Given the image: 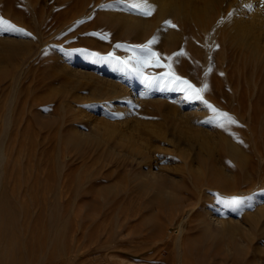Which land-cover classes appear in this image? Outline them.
<instances>
[{
  "label": "rangeland",
  "instance_id": "1",
  "mask_svg": "<svg viewBox=\"0 0 264 264\" xmlns=\"http://www.w3.org/2000/svg\"><path fill=\"white\" fill-rule=\"evenodd\" d=\"M0 20V264H264V62L119 0H0Z\"/></svg>",
  "mask_w": 264,
  "mask_h": 264
},
{
  "label": "bare ground",
  "instance_id": "2",
  "mask_svg": "<svg viewBox=\"0 0 264 264\" xmlns=\"http://www.w3.org/2000/svg\"><path fill=\"white\" fill-rule=\"evenodd\" d=\"M220 1L149 0V3L154 5V11L158 12V23L156 25V28L158 29V35L170 37L172 34L175 33V30L171 27V25H166L165 21H173L177 24L180 23V25H182L184 21H190L193 22L196 27L205 26L206 24H209L211 26V34L208 39H205V42H207L206 44H208L209 46H217L218 42L227 43L228 46H230V50H233V52L231 51L232 57L234 55H238L239 57H241L240 54H242L246 57H251L253 59H257L258 61L264 62V23H262V14H260L257 10L251 12L249 6L250 1L242 0L241 4H233L230 7L231 11L229 16H219L216 18V20H214V11L219 12V9L223 8L222 2ZM258 3H260V0H255L254 4ZM244 7H247L249 10L246 11ZM224 9H226L225 6ZM212 18L214 21L212 20ZM135 24L138 26L137 22ZM219 26H222V28H220ZM145 27L147 28L146 24ZM171 42L172 41H170L169 43ZM185 98L188 99V97ZM130 100V97H127L125 99L126 102H129ZM185 103L187 105L185 104L184 106L188 109V111L181 113V117L187 120L188 117H191L192 115L197 113L198 107L194 102L191 101H186ZM221 135L222 134L220 133V130L219 132L217 131V134L213 136L214 142L215 140L218 141L219 138L221 139ZM232 140L233 139L228 142L229 150H231V153L233 152V154L240 160L246 161V152L244 153L239 148V143L238 145L237 143H235L236 141L234 142ZM233 154H231L232 157ZM240 192L237 194H240Z\"/></svg>",
  "mask_w": 264,
  "mask_h": 264
},
{
  "label": "snow or ice",
  "instance_id": "3",
  "mask_svg": "<svg viewBox=\"0 0 264 264\" xmlns=\"http://www.w3.org/2000/svg\"><path fill=\"white\" fill-rule=\"evenodd\" d=\"M119 2L123 3L126 8H128L130 11L144 15V16H150L153 14V11L155 10V6L149 3V0H119ZM0 23H7L6 21L0 20ZM166 25H171V21H165ZM172 27H175V25H171ZM155 42V37L148 42V44L139 46L140 48V56L141 57H149V56H154L157 55L154 53L150 47L152 43ZM119 47V45H117ZM119 59V58H117ZM138 63L140 62L139 60L137 61ZM127 63V62H124ZM136 71H139V69H136ZM147 80V77L145 78ZM176 79H180L179 77H176ZM185 84H187V81H184ZM193 86L189 84V88H192ZM207 89V85H204L203 89H199L197 91H203ZM196 98H200L197 96ZM211 107V106H209ZM224 117H227V114H223ZM229 122L235 123L234 120H231L230 117H228ZM222 203H225L228 206H234V207H239L244 203V201L239 198V197H232L228 200L222 201Z\"/></svg>",
  "mask_w": 264,
  "mask_h": 264
}]
</instances>
